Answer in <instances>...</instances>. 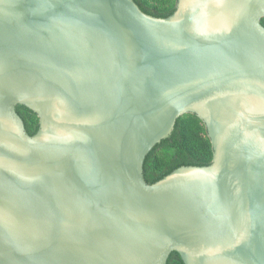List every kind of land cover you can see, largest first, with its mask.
<instances>
[{
	"label": "water",
	"instance_id": "1",
	"mask_svg": "<svg viewBox=\"0 0 264 264\" xmlns=\"http://www.w3.org/2000/svg\"><path fill=\"white\" fill-rule=\"evenodd\" d=\"M264 0H0V264H264ZM39 117L33 135L17 111ZM214 156L154 183L184 114Z\"/></svg>",
	"mask_w": 264,
	"mask_h": 264
},
{
	"label": "trees",
	"instance_id": "2",
	"mask_svg": "<svg viewBox=\"0 0 264 264\" xmlns=\"http://www.w3.org/2000/svg\"><path fill=\"white\" fill-rule=\"evenodd\" d=\"M145 12L167 17L175 9L177 0H135ZM264 24V18L262 19ZM18 113L25 121L29 134L39 128L38 115L24 105L17 106ZM214 151L207 134L205 123L194 114L187 113L179 117L172 134L158 143L147 155L144 163L146 180L154 183L182 165H209L213 161ZM168 264H184L180 254L174 251Z\"/></svg>",
	"mask_w": 264,
	"mask_h": 264
}]
</instances>
